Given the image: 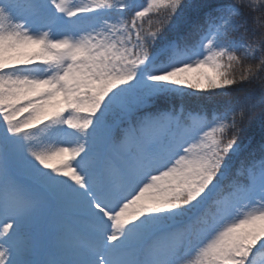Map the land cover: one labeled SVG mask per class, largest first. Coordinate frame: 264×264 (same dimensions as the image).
<instances>
[{
	"label": "snow or ice",
	"instance_id": "snow-or-ice-1",
	"mask_svg": "<svg viewBox=\"0 0 264 264\" xmlns=\"http://www.w3.org/2000/svg\"><path fill=\"white\" fill-rule=\"evenodd\" d=\"M0 264H264V0H0Z\"/></svg>",
	"mask_w": 264,
	"mask_h": 264
},
{
	"label": "trees",
	"instance_id": "trees-1",
	"mask_svg": "<svg viewBox=\"0 0 264 264\" xmlns=\"http://www.w3.org/2000/svg\"><path fill=\"white\" fill-rule=\"evenodd\" d=\"M138 2H142V0H138ZM189 91H191V90H189ZM189 106H191V107H195L196 105H195V104H190ZM255 132H256L257 139H258V138H259L258 129L255 130Z\"/></svg>",
	"mask_w": 264,
	"mask_h": 264
}]
</instances>
